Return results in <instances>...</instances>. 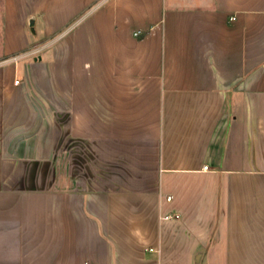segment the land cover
<instances>
[{
    "label": "crops",
    "instance_id": "obj_1",
    "mask_svg": "<svg viewBox=\"0 0 264 264\" xmlns=\"http://www.w3.org/2000/svg\"><path fill=\"white\" fill-rule=\"evenodd\" d=\"M84 262L264 264V0H1L0 264Z\"/></svg>",
    "mask_w": 264,
    "mask_h": 264
},
{
    "label": "rangeland",
    "instance_id": "obj_2",
    "mask_svg": "<svg viewBox=\"0 0 264 264\" xmlns=\"http://www.w3.org/2000/svg\"><path fill=\"white\" fill-rule=\"evenodd\" d=\"M0 6H1V0H0ZM95 11V4L93 6H90L87 8V10L85 11L82 19H86L88 16H90L93 12ZM26 51V50H25ZM25 51L17 54V56L19 57H25ZM16 57V56H15ZM87 134V133H86ZM94 138H95V133H94ZM84 141L87 142L86 137L84 138V140H82V142ZM80 142V141H78ZM83 144V145H84ZM86 146V145H85ZM84 148V147H83ZM95 150V148H94ZM83 154L80 156L79 152H71L72 154H70L67 158H72V161L74 162V160L79 159V158H83V159H91L94 158L95 159V151L92 152L91 150H88L87 147H85V150L83 149ZM72 164V163H71ZM89 165H87V163L84 164V166L82 167H75L72 165L70 168L71 170L74 168V173L75 175L78 176V180L79 185L81 187H83V190H95V179L89 177L88 175H94L95 176V165L94 163H88Z\"/></svg>",
    "mask_w": 264,
    "mask_h": 264
},
{
    "label": "built area",
    "instance_id": "obj_3",
    "mask_svg": "<svg viewBox=\"0 0 264 264\" xmlns=\"http://www.w3.org/2000/svg\"><path fill=\"white\" fill-rule=\"evenodd\" d=\"M15 84H17L18 83V81L17 80H15V82H14ZM203 169H207V166L205 165V166H203ZM167 199L168 200H170V197H167ZM166 218H171V216H166ZM83 264H89L88 262H84Z\"/></svg>",
    "mask_w": 264,
    "mask_h": 264
}]
</instances>
